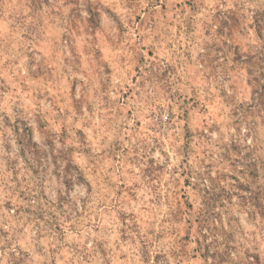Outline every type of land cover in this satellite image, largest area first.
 I'll use <instances>...</instances> for the list:
<instances>
[{
    "label": "rangeland",
    "instance_id": "rangeland-1",
    "mask_svg": "<svg viewBox=\"0 0 264 264\" xmlns=\"http://www.w3.org/2000/svg\"><path fill=\"white\" fill-rule=\"evenodd\" d=\"M0 264H264V0H0Z\"/></svg>",
    "mask_w": 264,
    "mask_h": 264
}]
</instances>
